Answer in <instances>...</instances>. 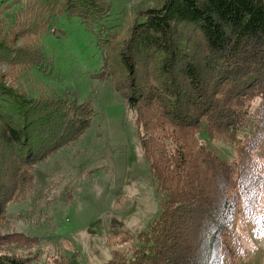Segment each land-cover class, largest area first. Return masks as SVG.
<instances>
[{
	"label": "trees",
	"instance_id": "trees-1",
	"mask_svg": "<svg viewBox=\"0 0 264 264\" xmlns=\"http://www.w3.org/2000/svg\"><path fill=\"white\" fill-rule=\"evenodd\" d=\"M16 3L0 64L43 57L15 35L37 34L53 15L79 18L102 49L99 79L112 81L135 115L160 211L135 243L127 229L109 235L104 264H234L243 254L238 228L264 235V0H160L135 16L126 37L107 22L105 0H0V12ZM115 52L124 79L110 70ZM94 114L65 93L29 98L0 76V264H39L36 239L4 233L7 207L33 192L37 165L75 145ZM203 133L234 144L236 157L205 147ZM77 257L42 264H81Z\"/></svg>",
	"mask_w": 264,
	"mask_h": 264
},
{
	"label": "rangeland",
	"instance_id": "rangeland-1",
	"mask_svg": "<svg viewBox=\"0 0 264 264\" xmlns=\"http://www.w3.org/2000/svg\"><path fill=\"white\" fill-rule=\"evenodd\" d=\"M105 1L111 6L107 22L124 28V37L138 13L160 2ZM20 10L16 3L0 12V35ZM15 36L17 45L40 47L43 57L25 67L2 62V83L35 99L65 93L80 103H91L95 114L75 145L37 165L35 189L24 200L8 205L4 233L36 239L30 252L39 264L50 256L73 254L81 264H104L112 252L106 242L109 235L127 229L135 243L136 233L145 231L160 211V198L143 157L135 115L114 83L99 79L102 49L79 18L53 15L37 34ZM112 58L110 70L118 77L123 72L124 79L120 57L116 53ZM244 136L246 132L240 134ZM199 139L227 161L236 157L234 144L210 140L204 133ZM260 156L264 158V143ZM238 232L243 254L234 264H264V235L256 237L248 226L238 228ZM20 252L27 253L25 249ZM220 264L230 263L224 260Z\"/></svg>",
	"mask_w": 264,
	"mask_h": 264
}]
</instances>
